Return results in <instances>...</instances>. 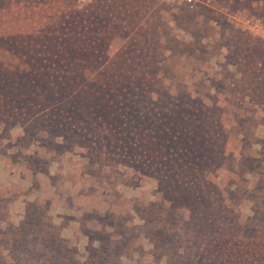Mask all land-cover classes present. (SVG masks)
<instances>
[{"label":"rangeland","instance_id":"rangeland-1","mask_svg":"<svg viewBox=\"0 0 264 264\" xmlns=\"http://www.w3.org/2000/svg\"><path fill=\"white\" fill-rule=\"evenodd\" d=\"M51 1L50 17L61 0ZM75 2L105 6L121 23L114 32L124 39L110 54L131 39L139 45L123 51H154L161 60L173 54L156 67L171 77L160 91L179 94L178 108L189 109L173 119L185 117L191 127L203 116L224 147L200 206L218 235L190 220L194 211L164 200L171 197L168 168L144 165L166 161L148 154L161 127H135L126 117L113 136L95 119L62 116V97L37 96L29 99L32 111L14 103L16 114L0 112V264H206L213 254L219 264H264V0ZM167 104L153 107L160 112ZM222 198L231 212L221 209ZM237 224L250 238L237 237L242 248L226 253Z\"/></svg>","mask_w":264,"mask_h":264},{"label":"trees","instance_id":"trees-1","mask_svg":"<svg viewBox=\"0 0 264 264\" xmlns=\"http://www.w3.org/2000/svg\"><path fill=\"white\" fill-rule=\"evenodd\" d=\"M55 3L51 0H0V112L16 114L14 103L24 111H32L33 106L28 102L34 103L29 99L37 96L62 97V116L80 117L84 124L95 119L94 124L107 125L113 136L119 135L114 131L124 128L126 117L135 127L144 122H150L154 130L161 127L151 138L152 141L156 138L158 143L151 144L148 154L154 159L162 156L166 161L144 165L156 169L161 164L168 168L164 183L168 184L166 189L171 197L164 200L175 209L194 211L190 220L196 218L197 223L208 225L210 234L217 237L219 229L214 225V217L202 216L200 206L207 205V196L202 195L206 188H211L208 176L221 167L216 159L224 154V147L218 148L210 137L208 122L203 116L192 120L191 127H186L190 121L185 117L173 119L189 111L188 106L178 108L175 103L179 94L165 95L160 91L159 85L171 77L167 72L161 74L158 65L173 54L161 60L154 51H123L122 48H130L132 44L139 45L136 39L119 44L117 51L110 54L120 38L114 31L121 23L112 21L108 8L97 9L94 2L80 9L75 0H61L55 10L57 13L52 17L51 13L46 15L47 8ZM33 16L42 20L35 22L38 26ZM130 53L134 56H129ZM116 56L119 57L117 62ZM124 63H134L135 69L118 66ZM88 72H96L97 80L87 76ZM157 100H166L172 105L167 104V108L156 112L153 106L157 105ZM200 112L204 114L203 109ZM218 136L216 133L217 139ZM222 200L221 209L231 212ZM237 228L238 224L237 232L231 233L235 238H250ZM238 238L224 244L228 246L226 253L242 248ZM216 245L219 251L225 252L224 245ZM213 256L206 264L220 263V254Z\"/></svg>","mask_w":264,"mask_h":264}]
</instances>
